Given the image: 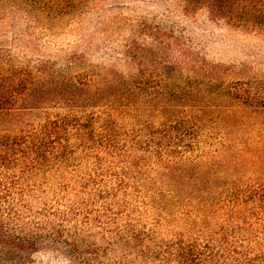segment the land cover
Wrapping results in <instances>:
<instances>
[{"label": "rangeland", "instance_id": "1", "mask_svg": "<svg viewBox=\"0 0 264 264\" xmlns=\"http://www.w3.org/2000/svg\"><path fill=\"white\" fill-rule=\"evenodd\" d=\"M186 4L0 0L14 63L122 80L80 103L96 142L26 182L31 264H264V27Z\"/></svg>", "mask_w": 264, "mask_h": 264}, {"label": "trees", "instance_id": "2", "mask_svg": "<svg viewBox=\"0 0 264 264\" xmlns=\"http://www.w3.org/2000/svg\"><path fill=\"white\" fill-rule=\"evenodd\" d=\"M185 1L187 10L207 6L213 17L232 25L264 27V0ZM121 82L115 75L76 79L46 64H16L0 49V264H31L43 239L35 231L40 223L30 229L22 215V207L31 212L32 190L26 182L46 167L71 159L76 147L96 142V116L80 113V103L110 102ZM61 106L64 111L58 110ZM40 108L45 109L40 122L25 120ZM257 199L264 205V189Z\"/></svg>", "mask_w": 264, "mask_h": 264}]
</instances>
